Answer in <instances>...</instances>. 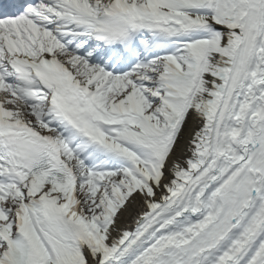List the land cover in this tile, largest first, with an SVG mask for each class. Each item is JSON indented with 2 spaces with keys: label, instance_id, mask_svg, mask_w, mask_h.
I'll return each instance as SVG.
<instances>
[{
  "label": "snow or ice",
  "instance_id": "snow-or-ice-1",
  "mask_svg": "<svg viewBox=\"0 0 264 264\" xmlns=\"http://www.w3.org/2000/svg\"><path fill=\"white\" fill-rule=\"evenodd\" d=\"M0 264H264V0H0Z\"/></svg>",
  "mask_w": 264,
  "mask_h": 264
}]
</instances>
